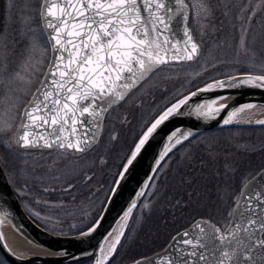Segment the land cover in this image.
I'll return each instance as SVG.
<instances>
[{
    "label": "rangeland",
    "instance_id": "374dc122",
    "mask_svg": "<svg viewBox=\"0 0 264 264\" xmlns=\"http://www.w3.org/2000/svg\"><path fill=\"white\" fill-rule=\"evenodd\" d=\"M186 1L191 7L188 24L200 45L199 53L194 59L158 67L131 92L126 102L131 101L134 109L139 107L140 134L152 121L149 117L154 112L158 113L167 103L204 81L239 72L264 74V0ZM41 3L42 0H0V160L20 199L27 193L35 207L37 201L44 200L39 186L51 184L45 178L54 174L33 167L36 158H28L29 152L15 144L13 133L22 106L41 80L50 58L49 42L39 20ZM121 114L112 118L117 119ZM124 124L131 127L132 121ZM199 146L209 155L202 156L200 164L203 167L210 164L212 173L197 177L195 186L185 189L187 179L182 181L177 177L181 170L177 171L176 166L183 160L187 164ZM178 154L182 155L181 159L171 156L161 167V174L173 172L172 182L169 178L162 181L161 188L159 181L156 189L150 188L133 211L115 253L130 249L135 238L143 247L148 239H154L153 228L160 231L156 239H163L160 234L167 233L170 227L171 201L184 214L182 222L188 217L207 216L224 227L241 184L264 166V126L206 131L183 145ZM62 174L58 185L68 182V175ZM183 184L184 192L180 190ZM167 186L168 192L163 193ZM178 191L194 194H188L184 200L174 193ZM83 200L71 210L63 203L49 202L45 213L51 219L65 220L64 217L74 216L76 210L84 212L92 202ZM102 200L103 195L97 204ZM84 224H72L76 226L58 231H74ZM262 236L264 239V233ZM0 264L4 263L0 261Z\"/></svg>",
    "mask_w": 264,
    "mask_h": 264
},
{
    "label": "water",
    "instance_id": "95a60500",
    "mask_svg": "<svg viewBox=\"0 0 264 264\" xmlns=\"http://www.w3.org/2000/svg\"><path fill=\"white\" fill-rule=\"evenodd\" d=\"M51 2L58 3V0H51ZM45 3L46 0H42L40 18L49 42L50 58L40 84L34 90L29 102L22 108L20 120L14 132V141L19 146L23 144V141L19 140V136L24 131L21 128V124L25 122L23 113L37 103L41 105L47 103L50 108L55 107L52 105V100L56 98L57 93L65 92V89L58 86V82L63 79L60 77L59 72L55 76L51 74L54 71L53 60L61 53L54 51L52 48L55 41L51 39V35L54 33L48 27V23L53 18L47 15ZM165 3L172 11L170 13L162 11L161 14L171 16V29L160 39H169L170 43L163 45L160 50V63L174 61L180 55H185L184 49L187 48L188 51H191V43H195L198 49V44L194 41L187 25L188 4L185 0H182V2L165 0ZM53 11L56 16H60L59 7L54 8ZM69 11H73V9H69ZM53 22L59 23V21ZM186 29L191 36V41L188 43H185L188 41V37L184 35ZM69 30L75 31L71 28V25H69ZM68 47L69 51L74 52L71 46ZM63 55L66 59L60 65L61 70L68 63V52H63ZM72 67H75V65H72ZM260 75L264 74L239 72L216 77L185 92L164 107L138 138L101 212L95 221L83 230L61 234L46 230L37 224L22 207L0 162V256L8 264H68L88 258H92L90 264H107L122 239L130 216L141 200L152 175L170 152L204 131L229 126H264V123H260V121H264V82L244 83L249 77ZM137 77L136 82L131 87L143 78L138 73ZM217 82H222L224 86L215 87ZM209 84L214 85V87L208 89ZM113 88L117 91V95L122 93L123 96L130 89L118 85H113ZM45 92L52 94L47 100H45ZM119 100L117 99L115 103L103 107H106L107 111ZM181 100L185 102L181 104ZM89 103V101H85L84 106ZM173 105H179V107L173 108ZM207 105H211L212 109H219V111L210 112L209 108L205 107ZM169 108H172L171 114L157 126L140 151L137 152L132 164L125 168L128 160L132 159V153L136 151V145L144 133ZM106 111H101L99 116L85 114L82 118L79 113H76L78 123L73 125L69 118V124L65 126L66 130L61 135L66 139L70 138L73 142L78 139H87L88 143L84 146L86 150L100 131V125ZM43 114L49 115L48 113ZM34 115L39 117L41 113L38 112ZM80 119L85 122L79 123ZM225 120H230V122L225 123ZM28 123H32V121H28ZM36 124V127L29 129V139H34L36 143L43 144L44 140L41 137L49 140L55 138V134L49 135V126L41 125L39 119H37ZM56 134H59L58 126ZM71 150L82 152L75 149ZM262 174H264V167L248 178L240 187L224 228H221L208 217H197L189 225L175 232L164 247L149 255L136 258L128 264H186V262L187 264H206L205 261L199 260L197 256L190 255V253L204 251V254L209 255L211 260V246L216 244V247H219L220 245L209 240L207 235L202 234L197 225L211 232H215L216 229H219L220 233L223 234L236 232L233 221H236L238 225H245L246 216L249 215L246 212L248 207L256 208L261 219H264V211L260 210L258 201L255 198L257 193L264 195V175ZM248 197H252V199L249 200ZM129 209H131V212H129ZM125 213L128 214L125 215ZM262 234H258L260 239H263ZM239 236L242 243L245 244L254 243L256 239L252 232L239 233ZM250 236H252L251 240H249ZM198 237H203L204 242L209 245L208 250L199 247L192 248L183 243L184 240H192L194 244H198ZM14 243H18L20 248L16 247ZM113 245H115V248H113ZM237 250L239 251V249ZM244 254L254 257L248 264H264V248L253 247L250 253L245 251Z\"/></svg>",
    "mask_w": 264,
    "mask_h": 264
},
{
    "label": "snow or ice",
    "instance_id": "6c2138e0",
    "mask_svg": "<svg viewBox=\"0 0 264 264\" xmlns=\"http://www.w3.org/2000/svg\"><path fill=\"white\" fill-rule=\"evenodd\" d=\"M45 6L47 15L53 18L48 23V27L54 33L51 35V39L55 41L52 48L61 53L53 60L54 71L51 74L55 76L59 72L63 79L58 82V86L65 89V92L56 94V98L52 100V105L55 107L50 108L47 103L43 105L37 103L23 113L25 122L21 124V128L24 131L19 136V140L23 141L22 147L51 148L56 146L61 149L84 151V146L88 143L87 139H78L73 142L61 135L66 130L65 126L69 124V118L75 125L78 123L76 113H79L81 118L85 114L99 116L101 111H106V107L103 106L113 104L117 99L123 98L122 93L117 95L113 85L130 88L138 78L137 72L140 77H143L152 70L155 64L161 62L159 52L163 45L170 43V40L160 38L171 29V16L161 13L162 11L170 13L172 9L167 7L165 0H58V3L46 0ZM57 7H59L60 16H56L53 11ZM53 21H59V23ZM69 25L75 31L69 30ZM184 35L188 37L185 43L190 42L191 36L187 29ZM68 46H71L74 52L69 51ZM197 51V45L191 43V51L185 48V55H180L178 59L191 60ZM63 52H68V63L61 70L60 65L66 59ZM257 81L264 82V75L249 77L244 83L253 84ZM223 86L222 82H217L215 85V87ZM207 87L212 89L214 85L209 84ZM44 96L47 100L52 94L45 92ZM85 101L90 103L84 106ZM184 102V100L180 101L181 104ZM176 107L179 105H173V108ZM205 107H208L210 112L219 111V109H212L211 105ZM38 112L41 113L39 117L34 115ZM171 112L172 108H169L147 129L125 168L132 164L145 141ZM43 113H48L50 120L49 115ZM37 119L41 125L49 126V135L55 134L54 139L41 137L44 140L43 144L29 139V129L37 126ZM84 122L83 119L79 120V123ZM224 122L229 123L230 120ZM57 126L59 134H56ZM255 198L260 210L264 211V195L257 193ZM248 199L251 200L252 197ZM246 212L249 214L246 216V224L238 225L236 221H233V226L236 227V232L233 233L223 234L219 229L211 232L197 225L202 234L207 235L209 240L215 241L220 246L216 247V244L211 246V260L209 255L204 254V251L192 252L190 255L197 256L206 264H248L254 257L245 255V251L250 253L253 247L264 248V239L258 236L259 233H264V219H261L256 208L248 207ZM249 232L256 236L255 242L242 243L239 233ZM251 239L252 236L249 237V240ZM197 240L198 244H194L192 240H184L183 243L192 248L209 249L203 237H198Z\"/></svg>",
    "mask_w": 264,
    "mask_h": 264
},
{
    "label": "flooded vegetation",
    "instance_id": "af4514ba",
    "mask_svg": "<svg viewBox=\"0 0 264 264\" xmlns=\"http://www.w3.org/2000/svg\"><path fill=\"white\" fill-rule=\"evenodd\" d=\"M190 10L191 7L189 5V16H190ZM192 36L195 39L193 33ZM198 50H200L199 43H198ZM178 62H184V59L182 60L177 59L174 61H164L163 63L157 64L138 83H136L133 87H131L124 94L122 99H120L116 104L111 106L107 110V112L105 113L102 119L100 125V131H98L95 140L85 151L78 153L68 148L61 149L56 146L51 148L48 147L23 148L27 150L29 153L33 151L38 152L36 153V155L27 153L28 158L30 159L36 158V162L33 163L34 164L33 167L42 168L43 171L49 170L46 171L45 173L49 172L54 174L52 178H45V180L52 182L51 184H46V185L41 184L39 186L41 193H43L44 200L37 201L38 207L34 206L35 204L34 201L30 200L31 198L27 193H25L20 199L19 195L15 191L24 210L34 221H36L39 225H41L47 230L53 232H59L58 229L73 228L76 226L72 224L85 223L80 228L75 229V231L82 230L87 226H89L96 219L97 215L101 212L104 203L106 201V198L108 197L129 154L134 148L136 144L135 142L142 134V133L140 134L142 128H139V112H140L139 107L137 109H134L133 103L131 101L126 102L127 101L126 99L130 96L131 92L135 88H137L140 85V83L145 81L146 78L155 69H157L158 67L164 64H174ZM137 73L139 74V72ZM39 83L37 84V86L39 85ZM36 87L32 90V93L36 89ZM32 93L28 97L25 104L28 103ZM124 102H126L127 105H124ZM119 112H122L120 117H118L117 119L112 118V115H115L116 117ZM156 115L157 113L154 112V114L149 117L150 118L149 120L153 119V117ZM129 121H132L131 127H127L126 124H124V122L128 123ZM183 145L184 144L180 145L174 151H172L157 167L144 192V196L140 200L137 207L144 199L146 193L150 192L151 187H154V189H156L158 181L160 188L163 186L162 184L163 182L169 181V178H170V182H172L173 172H171L168 175L167 172H165V174L163 173L161 174L160 173L161 167L171 156L177 159H181L182 155L178 154V151L180 148H182ZM176 169L177 171L181 170V174H178L177 177H179L182 181H184V160L180 163L178 162ZM60 172L63 173L64 175H68L69 178L67 179L68 182L65 183L64 185H58V182L60 181L59 178L63 177L60 175ZM12 186L15 190L14 182ZM169 187L167 186V188L163 193L168 192V189H169V193H171L172 185ZM183 188H184V184L180 187V190L183 191ZM174 193H180V191ZM101 195H103V200L97 204L98 198ZM83 199L92 200V202L89 204V207H87L84 210V212L76 210L74 212V216L69 215L67 217H64L66 218L65 220L51 219L45 213L46 205L49 204V202L54 201L57 204L63 203L65 208L71 210L72 207L81 204L84 201ZM68 219L71 220V222L66 221ZM61 233H65V232H61Z\"/></svg>",
    "mask_w": 264,
    "mask_h": 264
},
{
    "label": "trees",
    "instance_id": "16d2710c",
    "mask_svg": "<svg viewBox=\"0 0 264 264\" xmlns=\"http://www.w3.org/2000/svg\"><path fill=\"white\" fill-rule=\"evenodd\" d=\"M222 129H224V128H222ZM215 130H218V129H215ZM197 137H198V135L193 137L192 139H190L186 143H184V145H186L187 143H190L191 141H193ZM203 150H205V148ZM193 154H194V157L192 159H190L187 164H184V181L187 179V182H184L185 189L193 188L195 186V182L197 180V177L198 178L206 177V176L211 175V173H212V171L210 170V167H211L210 164H207L209 166H205V167H203L200 164L202 156L207 157V156H209L208 153L202 151L201 146H199L195 149V152H193ZM199 165H201V170H200ZM176 194H178V196H181L184 198V200H186L189 196L188 194H194V193H176ZM171 206L173 208H172L171 216L169 218L170 227H169L167 233H164L163 235L160 234L161 237H164L163 239H156V238H158L160 231L153 228L152 229V231H154L153 236L155 234L154 239H148V242L145 241L147 244L144 245L143 247H141L140 242L138 241L139 239L135 238V243L133 245H131L130 249H128L126 251L124 250L122 252H118L119 250H117L115 255L112 257V259L110 260L109 263L112 262L114 264H126L128 261H130L136 257H139L141 255H146V254L154 252L155 250L160 249L161 247H163L166 244V242L169 240V238L171 237V235L174 232H176L180 228L188 225L190 223V221L193 219V218L188 217V219L185 222H182L181 219H184V214L179 213L180 210H178V206H176L174 201L173 202L171 201ZM67 232H73V230L67 231ZM67 232H65V233H67ZM159 240H160V242H159ZM136 252H138V253H136ZM85 263L86 262H80V263H75V264H85Z\"/></svg>",
    "mask_w": 264,
    "mask_h": 264
},
{
    "label": "bare ground",
    "instance_id": "6f19581e",
    "mask_svg": "<svg viewBox=\"0 0 264 264\" xmlns=\"http://www.w3.org/2000/svg\"><path fill=\"white\" fill-rule=\"evenodd\" d=\"M14 245L18 248H20V245L18 243H14Z\"/></svg>",
    "mask_w": 264,
    "mask_h": 264
}]
</instances>
